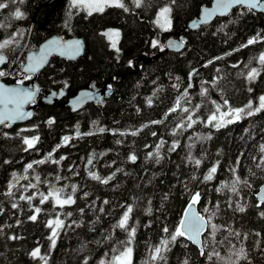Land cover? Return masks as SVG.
Masks as SVG:
<instances>
[{
	"label": "trees",
	"instance_id": "obj_1",
	"mask_svg": "<svg viewBox=\"0 0 264 264\" xmlns=\"http://www.w3.org/2000/svg\"><path fill=\"white\" fill-rule=\"evenodd\" d=\"M48 1L0 0L9 5L0 9V44L9 41L0 50L8 56L7 65L24 46L36 13L30 47L53 34L79 35L86 44L77 60L51 59L38 78L41 94L64 87L71 96L92 83L110 86L111 93L102 103L77 112L42 104L30 122L0 126V264H115L114 257L129 245L131 264H264V202L255 196L264 183V110L242 114L230 124L226 121L231 117L225 116L223 126H215L221 114L235 108L247 111L249 102L254 109L264 95V64L259 61L264 15L238 7L184 33L182 52L154 57L166 38L212 0H143L139 8L123 0L128 11L107 7L91 15L69 6L68 0L44 5ZM162 6L172 9V28L161 32L164 39L154 47V19ZM17 8L22 19L13 15ZM109 28L122 32L119 51L103 35ZM253 38L256 43L242 47ZM143 54L153 59L146 65L138 62L137 71L133 61ZM253 68L259 74L249 80ZM212 115L216 121L209 120ZM34 137L38 139L29 148L24 139ZM131 155L137 157L134 162ZM212 167L216 172L205 181ZM237 177L247 183L236 184L233 192ZM50 193L60 199L71 196L74 202L59 206ZM194 193L200 194L197 209L207 220L201 248L185 236L173 242L170 235ZM128 206L132 212L125 230L117 224ZM33 214L35 221L29 219ZM57 219L64 224L52 247L47 222ZM162 239L169 240L168 249L163 259L154 260V248ZM37 247L45 260L30 255ZM241 248L246 258L238 257Z\"/></svg>",
	"mask_w": 264,
	"mask_h": 264
},
{
	"label": "water",
	"instance_id": "obj_2",
	"mask_svg": "<svg viewBox=\"0 0 264 264\" xmlns=\"http://www.w3.org/2000/svg\"><path fill=\"white\" fill-rule=\"evenodd\" d=\"M50 0L46 2L44 5L51 3ZM218 0H212L210 4L204 5L201 7L200 12L197 16L189 20L185 23L184 26L180 28L176 35L170 36L166 39L164 48L161 49L158 54L154 57L167 53V52H176L180 53L185 49V41H184V33L188 31H195L198 30L201 26L208 25L216 21L217 19L224 18L228 16L234 9L238 7L248 8L245 5L240 4H233L227 9L218 8L217 7ZM255 12L264 14V0H262L261 6L252 9ZM207 13H211V15H207ZM36 14L32 18V23L29 27V31L26 37V41L24 46L22 47L18 57L16 58L13 66L11 67L10 71L0 77V90L2 89H17L20 93H31V98L29 99L27 96L19 95L14 96L12 99L14 102L7 103L5 106L4 103H0V113H8L13 116L12 119L6 120L0 126L9 125L15 126L20 124H25L33 120L35 109H37L42 104L53 105L59 104L66 107H69L73 112H77L82 110L85 106L90 103H102L104 101V97L108 96L111 93V88L107 86H98L95 83H92L90 87H85L78 90L74 95L70 96L66 101H63L68 95V92L65 88L61 87L59 89H52L49 92L45 93L44 95L40 96L41 94V87L36 81L38 75L45 69V67L49 64L53 57H58L61 59L74 61L81 58L86 51V44L82 36L75 35L71 37H64L60 34H53L50 37L46 38L42 41L37 49L31 50L26 53L25 62L21 68L17 70L18 75H31L33 78L28 85L25 84H8L4 81L3 78L10 76L15 69H17L19 65V61L23 54L26 52L28 48L32 30L35 25ZM52 41H56L57 43H51ZM74 41H80V50L79 53L76 55H70L68 53L67 45L72 44ZM177 45V46H171ZM41 49H45L44 58L42 62H39V57L41 56ZM5 57L4 63H0V68H2L7 63V56L4 52L0 51ZM30 57H35L36 59L30 60ZM153 58L146 54L141 55L138 58H135L133 61V67L138 71L140 69V65L138 62H142L144 65L149 63ZM34 69V70H33ZM87 94V95H84ZM40 99L38 100V98ZM19 105V111L23 113L21 118H16L13 113L14 110ZM31 113V115H28ZM261 188H264V183L259 187L256 193V199L260 202H264V192L261 191ZM187 214V215H186ZM193 214H196L200 217H203L198 209L197 204L193 205L191 209H189V205L186 208L182 220L188 221L192 218ZM204 227L201 229L199 236L197 237L196 243H194L191 239H188L187 235L185 236L189 241H191L194 245L198 247H202V235L207 229V220L203 217Z\"/></svg>",
	"mask_w": 264,
	"mask_h": 264
},
{
	"label": "snow or ice",
	"instance_id": "obj_3",
	"mask_svg": "<svg viewBox=\"0 0 264 264\" xmlns=\"http://www.w3.org/2000/svg\"><path fill=\"white\" fill-rule=\"evenodd\" d=\"M16 0H11V3H15ZM22 2V0H21ZM174 2V0H173ZM132 3L137 7H141L143 0H132ZM262 0H218L217 2V7L218 8H223V9H227L228 7H230L233 4H240V5H245L249 8V10L252 9H256L258 7L261 6ZM8 3L5 2H0V9H5L8 8ZM71 7H77V6H82L84 7L87 11H88V15H91L94 11L96 12H103L105 6L108 7H119L124 9V11H128V8L126 7V5L123 3V0H71ZM171 8L169 6H164L162 8L159 9L158 13H157V19H156V23L162 27L165 28V30L167 29V27L171 26V20L168 18V14L171 12ZM13 15L15 16L16 19H22L23 18V13L19 10V8H17L15 10V12L13 13ZM207 15H211V13H207ZM163 21V22H162ZM103 35L107 36L108 39L111 41V46L112 48L116 49L117 46V39L119 37V32L115 31V30H109L108 32L103 33ZM257 42V38H253V39H249L246 45H242V47H247V45H251ZM9 43V41H5L4 43L0 44V49L4 48L7 44ZM51 43H57L56 41H52ZM153 46H156V42H153ZM171 46H177V45H171ZM67 49H68V53L70 55H76L79 53L80 50V41H74L72 44L67 45ZM41 56L39 57V62L43 61L44 58V52L45 49H41ZM117 51H119L117 49ZM30 60L36 59L35 57H30ZM5 61V57L0 54V63H4ZM259 61L261 64H264V53H262L259 57ZM34 70V69H33ZM258 71L257 69L253 68L251 69V71L248 73V79L252 80L255 79V77L258 75ZM5 73L0 71V76H4ZM20 83H22V81H20ZM110 87V86H109ZM203 94V93H202ZM19 95H24L27 96L29 99L31 98V93L25 92V93H20L18 92L17 89H2L0 90V103H4L5 106H7V103H11L14 102V100L12 99V97L14 96H19ZM87 95V94H84ZM177 106H179L180 101L177 100ZM225 104H227V101L224 102ZM198 107V106H197ZM246 108L248 109L247 111H245V108H235V109H231L230 111L221 114L220 117V123H217L215 126L217 128L222 127L224 124V117L228 116L231 117V119H228L226 122L227 123H233L239 119H241L242 114H245L247 116H252L255 113H258L262 110H264V95L259 97V106L253 109V105L251 102H249L246 105ZM172 111H175L176 109L173 108L171 109ZM185 112L188 111V109H184ZM217 112H219V106H217ZM13 115L16 118H21L23 116V113H21L19 111V105H17V108L14 110ZM28 115H31V113H28ZM13 116L8 114V113H0V124H3L6 120L12 119ZM189 121H192V116L190 115L188 117ZM210 121H216L217 120V116L216 115H212L209 118ZM160 121H154L153 123H159ZM194 122V121H193ZM49 123H52V121H49ZM189 127H191V123L188 125ZM100 132H104L105 129L104 128H100L99 129ZM133 135H135L136 133H132ZM153 135H155V133H153ZM38 139V137H34L32 139H24V143L26 145H28L29 148L33 147L36 140ZM65 143H67L68 141V137L64 138ZM163 144V141H161L160 145H157V149H159ZM175 148V144H173V149ZM261 151L264 152V146L261 147ZM51 155V154H50ZM148 156L151 157L152 153H148ZM157 156H158V152H157ZM130 160H132L133 162L137 159V157L135 155H131L129 157ZM89 163L92 162L91 159H89L88 161ZM157 162L158 159H157ZM40 163H43V161H40ZM261 163H264V159H262ZM196 164L199 165L200 161L196 160ZM32 164H28L27 168L31 169L32 168ZM259 167V165H258ZM27 170V169H26ZM216 172V167H212L208 174L205 175L203 177V179L205 181L211 180L213 178V174ZM93 179H97L100 180L101 178L99 176H97L95 173H89ZM254 175V174H253ZM108 179H111V177H109ZM102 183H107V180H101ZM247 183V181H241L239 177L236 178V180L233 182V187H232V191L235 192L236 191V187L235 185L238 183ZM10 188L12 187V185L9 186ZM261 191L264 192V188H261ZM11 195V193H9ZM50 195H55V202L57 205L59 206H64L67 204H71L74 201L72 200L71 196H69L67 199H60L59 194L58 193H50ZM20 199H25V197L21 196ZM29 201L31 200V198H28ZM48 197L45 196L43 197V199L41 200V203H44L45 200H47ZM200 199V194L199 193H194L192 194V198H191V203L189 204V209H191V207L193 205H195ZM104 203H108V201H104ZM259 206V205H257ZM13 208H16L17 205L13 204L12 205ZM238 210L240 212L245 211V208L243 206H238ZM102 211V209H101ZM207 211V209H206ZM40 212V208H36L35 209V213L38 214ZM132 212V207L128 206L126 211L123 213L122 218L119 220L117 227L121 228V229H126V225L128 223L129 220V214ZM33 214L29 217L30 220L35 221L37 219V215ZM187 215V214H186ZM261 216H264V212L260 213ZM53 224H55V227H53ZM64 222L62 220L57 219L56 221H48L47 225L49 228H51V235L49 236V240L51 241V245L52 247H55L56 244V239L55 237L58 235L57 229L63 227ZM204 221H203V217H200L196 214H193L192 218L188 221L185 220H181L180 222V226L177 227L175 229L174 232H172L171 235V241H176L177 237H183L186 236L188 237V239H191L194 243L198 242L197 241V237L200 234L201 229L204 227ZM215 227V226H213ZM163 231L165 233L169 232L168 228H164ZM135 233V229H132L129 232V236H133ZM11 239H18L19 237L16 236H12L10 237ZM131 241L129 240V243ZM168 244H169V240L168 239H162L160 241V245L154 248V255L152 257V259H163V255L162 253L164 251H166L168 249ZM131 253H132V249L130 247L126 248L119 256L114 257L115 261H118L119 264H131ZM202 254H203V250H202ZM30 255L33 258H37L39 257L42 260H45V257L40 255V248L37 247L35 248ZM218 255V254H217ZM238 257L241 258H246V254L244 252V249L241 248L239 250V252L237 253ZM211 258V257H209ZM45 264H47L46 260H45ZM85 264H87V261H85ZM101 264H104L103 261H101ZM184 264H187V261L184 262Z\"/></svg>",
	"mask_w": 264,
	"mask_h": 264
},
{
	"label": "flooded vegetation",
	"instance_id": "obj_4",
	"mask_svg": "<svg viewBox=\"0 0 264 264\" xmlns=\"http://www.w3.org/2000/svg\"><path fill=\"white\" fill-rule=\"evenodd\" d=\"M19 10H20V9H19ZM14 20H16V19H14ZM15 22L17 23V22H19V21H15ZM31 23H32V21H31L30 23H28L29 25L27 26V29H26V37H27V34H28L29 27H30ZM35 23H36V20H35ZM34 26H35V25H34ZM33 29H34V28H33ZM32 34H33V30H32ZM32 34H31V37H32ZM49 37H50V36H49ZM64 37H65V36H64ZM68 37H69V36H68ZM30 40H31V39H30ZM44 40H45V39H44ZM44 40H41V41L38 43V45H37L36 48H32V47H30V46L28 45V48L26 49V52L23 54V56L21 57V59H20V61H19V65H18L17 69H15V71H14L10 76L3 78L4 81H5L6 83H8V84H15V83H18V84H25V85H28V84L31 82V80H32V78H33L31 75H25V74L18 75V74H17V70H18L19 68H21L22 65L24 64L26 53L29 52V51H31V50L37 49V48L39 47L40 43H41L42 41H44ZM25 41H26V40H25ZM29 44H30V42H29ZM0 51H2V52L5 53V51H3V50H0ZM20 51H21V49L16 53V55L14 56V60L11 62L10 65H7V64H8V56H7V54L5 53L6 56H7V63H6L5 65H7V66H6V68H5V65H4L2 68H0V70H2V72L5 73V75L10 71V69H11V67L13 66V64H14V62H15V60H16V58L18 57ZM12 53H15V50L12 49ZM46 67H47V66H46ZM46 67H45V68H46ZM42 72H43V71H42ZM42 72H41V73H42ZM41 73H40V74H41ZM40 74H39V75H40ZM39 75H38V77H37V79H36V81L38 82V84H39V81H38ZM15 76H18V77H20V78H22V77H26V78H24V79H20V80L22 81V83H20V81L9 82V80L15 78ZM0 77H3V76H0ZM13 80H14V79H13ZM39 85H40V84H39ZM40 96H42V94H41ZM69 97H70V95H67V97H66L65 99H63V101H66ZM39 99H40V97L38 98V100H39ZM57 105H59V104H57ZM40 106H41V105H40ZM40 106H39V107H40ZM60 106H63V105H60ZM39 107H38V108H39ZM64 107H66V106H64ZM38 108H37V109H38ZM67 108H68V107H67ZM37 109H35V112H36Z\"/></svg>",
	"mask_w": 264,
	"mask_h": 264
},
{
	"label": "rangeland",
	"instance_id": "obj_5",
	"mask_svg": "<svg viewBox=\"0 0 264 264\" xmlns=\"http://www.w3.org/2000/svg\"><path fill=\"white\" fill-rule=\"evenodd\" d=\"M68 1H69V6H70V4H71V0H68ZM77 7L80 8V9H83V10L88 14V11H87L84 7H82V6H77ZM107 7H108V6H105L104 11L106 10ZM162 7H164V6H162ZM162 7H160V8H162ZM169 7H170V6H169ZM160 8H159V9H160ZM170 8H171V7H170ZM158 11H159V10H158ZM93 13H102V12H96V11H94ZM93 13H92V14H93ZM157 13H158V12H157ZM168 18L171 20V26H170V27H167V29L165 30V28L160 27V26L156 23L157 14H156V16H155L154 23H155V26H156V28H157L158 35L154 38L153 42H156V45H159L160 42H161V40L164 39L163 36H162V34H161V32H164V31L170 30V29L172 28V15H171V12L168 14ZM162 22H163V21H162ZM109 30H115V31H118L119 34H120L118 38H115V37H114V39H117V46H116V49L112 48V46H111V41L108 39L107 36L104 35V36L106 37V39L108 40V42H109L111 48L114 49L115 51H117V49H118V50L120 49V40H121L122 32H121L120 29L109 28V29L104 30L103 33L108 32ZM128 247H130V248L132 249V253H131V263H132V259H133V247H132V245H129ZM128 247H127V248H128ZM121 253H122V252H121ZM121 253H120V254H121ZM120 254H119V255H120ZM119 255H118V256H119ZM115 264H119V262H118V261H115Z\"/></svg>",
	"mask_w": 264,
	"mask_h": 264
},
{
	"label": "bare ground",
	"instance_id": "obj_6",
	"mask_svg": "<svg viewBox=\"0 0 264 264\" xmlns=\"http://www.w3.org/2000/svg\"><path fill=\"white\" fill-rule=\"evenodd\" d=\"M209 4H210V3H209ZM35 14H36V13H35ZM35 14H34V15H35ZM261 14H262V13H261ZM263 15H264V14H263ZM70 37H71V36H70ZM15 203H16V202H15ZM203 217H204V216H203ZM204 218H205V217H204Z\"/></svg>",
	"mask_w": 264,
	"mask_h": 264
}]
</instances>
